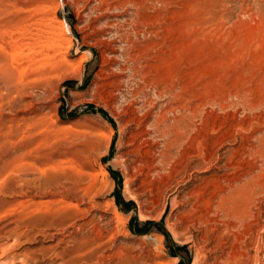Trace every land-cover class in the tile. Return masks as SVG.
Wrapping results in <instances>:
<instances>
[{
	"label": "rangeland",
	"instance_id": "obj_1",
	"mask_svg": "<svg viewBox=\"0 0 264 264\" xmlns=\"http://www.w3.org/2000/svg\"><path fill=\"white\" fill-rule=\"evenodd\" d=\"M181 261L264 264V0H0V264Z\"/></svg>",
	"mask_w": 264,
	"mask_h": 264
},
{
	"label": "bare ground",
	"instance_id": "obj_2",
	"mask_svg": "<svg viewBox=\"0 0 264 264\" xmlns=\"http://www.w3.org/2000/svg\"><path fill=\"white\" fill-rule=\"evenodd\" d=\"M234 3V2H233ZM244 7V6H243ZM221 8V7H220ZM260 8V7H259ZM214 9V8H213ZM222 10V9H221ZM245 10V9H244ZM216 11V10H215ZM225 11V10H224ZM259 11V10H258ZM218 12V11H217ZM260 13V12H259ZM214 15V14H213ZM213 19V18H212ZM226 19V18H225ZM56 21V20H55ZM211 21V20H210ZM57 22V21H56ZM59 22V21H58ZM59 28H58V32L56 35H59V36H62L66 33V26L64 24L63 21H60L59 23ZM51 38V37H50ZM52 41V39H51ZM66 41V40H65ZM69 41V40H68ZM62 42H63V38H54L53 41H52V45H57L58 46H62ZM46 45V44H45ZM53 48V47H52ZM176 97V96H175ZM189 116V115H188ZM142 162V161H141ZM142 171H146L147 173H150L152 172L153 170V166L151 163L145 161L143 162L142 166H140ZM104 174H107V173H104ZM149 176V175H148ZM222 196V195H221ZM228 204V203H227ZM115 213V218L116 220H119L121 221L122 218H123V215L121 217V213H119L118 209H116V211L114 212ZM98 225V224H97ZM227 226V225H226ZM216 231V230H215ZM251 234V233H250ZM104 235V234H103ZM84 248V247H83ZM80 249V248H79ZM81 253V252H80ZM121 256V255H120ZM74 258V257H73ZM77 260V259H76ZM66 263V262H65ZM163 264H166V263H163Z\"/></svg>",
	"mask_w": 264,
	"mask_h": 264
},
{
	"label": "trees",
	"instance_id": "obj_3",
	"mask_svg": "<svg viewBox=\"0 0 264 264\" xmlns=\"http://www.w3.org/2000/svg\"><path fill=\"white\" fill-rule=\"evenodd\" d=\"M168 237H169V235L168 234H166ZM178 248H179V246H177ZM179 264H183V261H181Z\"/></svg>",
	"mask_w": 264,
	"mask_h": 264
}]
</instances>
